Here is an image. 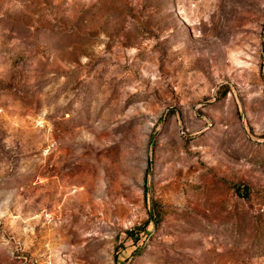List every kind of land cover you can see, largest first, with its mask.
Segmentation results:
<instances>
[{"label":"rangeland","instance_id":"rangeland-1","mask_svg":"<svg viewBox=\"0 0 264 264\" xmlns=\"http://www.w3.org/2000/svg\"><path fill=\"white\" fill-rule=\"evenodd\" d=\"M0 264H264V0H0Z\"/></svg>","mask_w":264,"mask_h":264}]
</instances>
